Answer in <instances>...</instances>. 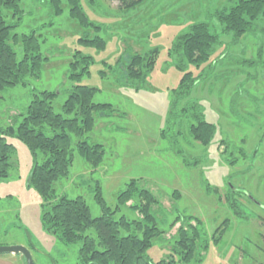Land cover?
<instances>
[{
  "label": "rangeland",
  "instance_id": "374dc122",
  "mask_svg": "<svg viewBox=\"0 0 264 264\" xmlns=\"http://www.w3.org/2000/svg\"><path fill=\"white\" fill-rule=\"evenodd\" d=\"M80 1L96 27L83 28L71 18L66 0L60 1L58 15L50 0H19L20 19L7 18L8 23L17 22L12 33L35 34L46 61L38 78L26 77L24 85L0 91V127H16L33 93L44 90L56 92L52 107L62 113L75 84L68 75L78 50L93 62L77 83L96 89L93 102L110 105L108 113L94 114L93 128L85 135L90 144L103 147V157L97 166L85 161L76 149L80 138L71 134L72 164L54 182L55 199L50 202L29 185L31 169L44 155L37 152L34 157L24 142L7 136L15 150L8 176L0 178V246H23L34 264H78L79 243L65 245L49 233L42 225L43 210L61 196H81L91 215L99 216L102 211L94 197L98 185L113 218L123 215L132 221L140 216L132 208L139 198L118 205L117 196L136 179L157 200L153 212L158 234L145 253L152 262L264 264V21L235 38L213 15L234 0H136L128 7L120 0ZM198 21L209 24L219 43L200 65L181 63L170 49L175 38ZM83 36H100L105 45L98 49L80 43ZM14 47L21 59L20 43ZM152 50V69L140 79L129 77L131 57ZM251 60L256 63L247 62ZM185 71L197 81L188 96L175 100ZM193 104L215 125L206 145L190 133ZM231 190L237 193L240 215L229 207ZM189 216L192 224L200 219L208 246L184 262L173 246ZM0 264L26 261L21 253H1Z\"/></svg>",
  "mask_w": 264,
  "mask_h": 264
},
{
  "label": "trees",
  "instance_id": "16d2710c",
  "mask_svg": "<svg viewBox=\"0 0 264 264\" xmlns=\"http://www.w3.org/2000/svg\"><path fill=\"white\" fill-rule=\"evenodd\" d=\"M60 1L50 0V7L57 15L62 12ZM120 2L128 7L129 3L138 1ZM66 3L69 16L80 26L96 27L84 12L80 0H66ZM19 4V0H0V91L17 84L24 85L26 77L38 78L41 65L46 61L40 51L38 38L33 32L22 33L20 36L12 33L17 22L8 23L7 18L10 15L11 18L16 17L17 21L20 19L22 12ZM213 15L224 31L238 38L244 33L255 31L258 20L264 21V0H234L228 9H216ZM260 29L264 38V27ZM84 37L86 36L79 39L80 43L98 49L105 45L100 36ZM19 43L22 49L21 59H17L14 47ZM218 43V34L211 30L209 24L198 21L191 23L185 32L175 38L170 53L178 55L181 63L198 66L209 59L213 47ZM155 53L156 50L144 56L134 54L126 68L128 76L134 79L146 76L153 67ZM73 57L68 78L75 84L68 91L62 105V113L55 112L52 107L56 92L44 90L33 93L26 112L16 127H0V178L8 176L10 157L15 150L6 137L15 136L25 143L34 157L37 152L44 155L41 163H34L29 185L50 202L55 199L54 182L65 176L72 164L71 134L80 138L76 149L85 161L97 166L103 157V147L98 143L90 144L85 135L93 128L94 114L108 113L110 105L93 102L96 89L77 83L83 75L89 73L92 57L78 50L74 52ZM247 62L256 63L255 60ZM181 63L178 67L182 66ZM196 81L197 78L192 72L185 71L175 89V100L188 96ZM191 110L189 117L193 118L195 123H191L190 133L194 139L206 145L215 132V125L205 120L196 104L191 105ZM47 131H51V134ZM174 194L178 196L176 192ZM235 194L237 193L229 191L227 200L233 212L240 215L242 211L234 200ZM94 197L102 211L99 216L91 215L81 196H61L50 208L43 210L41 216L44 228L55 235L62 244L79 243L78 264H174L172 259L152 262L145 255L152 245L153 238L158 234V222L153 212V205L157 204V200L149 190L139 185L138 180L131 179L117 196L118 205L126 204L134 197L139 198L138 203L132 205L133 210L140 214L138 219L129 221L123 215L114 219L113 210L106 204L98 185ZM175 219L180 221V218ZM190 220L194 219L187 217V227L181 225L178 229V239L173 246L179 260L184 262L191 261L197 251H205L208 246L200 219H195L196 224H192Z\"/></svg>",
  "mask_w": 264,
  "mask_h": 264
},
{
  "label": "water",
  "instance_id": "95a60500",
  "mask_svg": "<svg viewBox=\"0 0 264 264\" xmlns=\"http://www.w3.org/2000/svg\"><path fill=\"white\" fill-rule=\"evenodd\" d=\"M1 253H21L25 258L26 264H34L29 250L20 245L0 246Z\"/></svg>",
  "mask_w": 264,
  "mask_h": 264
}]
</instances>
